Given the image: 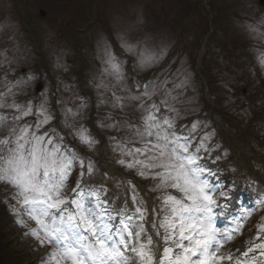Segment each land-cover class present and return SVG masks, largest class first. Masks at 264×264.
Masks as SVG:
<instances>
[{
	"label": "rangeland",
	"instance_id": "1",
	"mask_svg": "<svg viewBox=\"0 0 264 264\" xmlns=\"http://www.w3.org/2000/svg\"><path fill=\"white\" fill-rule=\"evenodd\" d=\"M26 27H30L35 42ZM124 44L131 46L132 51H127ZM106 50L120 63L122 81L112 74ZM262 55L264 4L260 5L259 0H0V94H5L2 98L7 104L27 106L30 102L34 107L32 115L19 121L14 120L19 115L14 109L0 108V115L7 117L0 137H7L13 126L18 129L27 124L35 131V107L47 98L46 107L53 120L39 129V134H52L55 129L58 135H53L62 152L74 151L85 162L91 159L96 168L89 176L86 168L74 163L63 194L69 198L74 195L71 189L78 178L84 188L103 185L107 192L102 191L101 198L114 209V224H118L117 214L122 209H127V215L134 210L132 191L126 183L132 181L148 208L145 235L153 237L152 248L159 257L162 237L156 236L152 223L156 222L158 228V218H162L160 197L164 192L177 197L181 194L171 188L153 191L155 181L141 178L135 169L117 163L122 156L114 150L116 144L126 142L131 135L124 122L139 124L143 113L135 106L137 102L125 100L123 108L113 107V92L127 96L139 94L137 91L142 92L145 85L149 90L154 86L155 95L147 103L160 107L158 117L174 118L173 130L178 135H188L192 123L199 122L191 151L195 152L204 133L211 134L206 142L208 150L199 152L200 165L212 173L206 172L204 178L209 181L233 176L246 184L247 194L262 195ZM142 57L153 59L141 65ZM21 69L24 71L20 74ZM29 77L32 79L28 80ZM17 81L27 83L17 86ZM38 84L41 88L36 92ZM9 87L11 94H7ZM162 100L176 111L170 112L160 103ZM66 109H71V113ZM65 121L72 127L65 126ZM81 127L97 141L91 149L74 135V129ZM0 155H7L6 149ZM128 174L134 176L133 180ZM17 191L13 185L0 181V206L12 220L7 237L24 253L26 262L50 264L49 254L54 245L47 241L41 245L27 234L28 229L37 226L27 216L20 199L14 198ZM219 191L222 190L219 188L216 195ZM225 199L221 198L224 202L219 203L228 211L232 203ZM257 213L264 214L262 207L243 219L241 233L224 244L222 253L235 241H250L252 234L258 235L256 226L264 223V217L257 220ZM222 214L224 226L229 225L228 220L234 221L231 216L226 217L225 211ZM18 220L24 223H17ZM159 231L163 233V229ZM261 242L264 240L254 243ZM258 253L259 250L256 256L263 259Z\"/></svg>",
	"mask_w": 264,
	"mask_h": 264
},
{
	"label": "snow or ice",
	"instance_id": "2",
	"mask_svg": "<svg viewBox=\"0 0 264 264\" xmlns=\"http://www.w3.org/2000/svg\"><path fill=\"white\" fill-rule=\"evenodd\" d=\"M123 47L132 51L127 44ZM106 56L112 74L117 81H122L120 63L110 50H106ZM152 59L142 57L140 63L145 65ZM259 62L264 65V55L259 58ZM26 83L17 81V86ZM155 92L154 86L149 90V86L145 85L139 94L119 96L113 92L112 95L113 107L123 108L127 100L137 102L135 106L143 113L139 124L124 122V127L131 135L126 142H117L114 150L122 156L117 163L127 169H135L141 178L155 181L153 191L171 188L181 194L177 197L164 192L160 197L162 218L158 228L156 222L152 223L156 236H161L159 229H163L164 247L159 257L152 248L153 237L145 235L148 208L145 201L138 197L132 181L126 183L132 191L130 198L134 210L131 215H127V209H122L117 214L118 224L113 223L116 219L114 209L101 198L102 191L107 192L103 185L84 188L78 178L76 186L71 189L74 195L69 198L63 194L74 163H78L81 169L86 168L89 176L95 173L96 168L91 159L85 162L74 151L71 154L62 152L53 135H58L55 129H52V134H39L38 130L53 120L46 107L47 98L35 107L38 117L35 131L27 124L18 129L13 126L8 129L7 137H0V152L7 151V155H0V181L18 190L14 198L20 199L27 216L35 222L37 227L28 229L27 234L35 237L41 245L45 241L54 245L49 254L50 264H133L134 261L135 264H157V259L158 264H224L225 261L229 264H256L255 255L251 260L248 257L249 253H256L257 250L259 256L264 257V242L251 243L247 251L242 253L244 260H234L231 253H222L224 244L241 233L242 220L247 219L251 212L245 210L241 217L236 218L232 229L221 230L216 227L214 208L223 207L219 200L225 198L226 193L219 191L216 195L221 186H212L204 178L206 172L209 175L212 173L199 163V152L201 149L208 150L206 142L210 140L211 134L204 133L200 143L195 146V152L191 151L193 133L197 131L199 122L192 123L188 135H178L173 130L174 118L158 117L160 107L154 102L147 103ZM11 93L12 88L9 87L7 94ZM4 95L0 94V108H11L19 113L14 120L19 121L33 114L34 107L30 102L27 106L15 102L7 104L2 98ZM160 103L168 107L170 112L176 111L167 106L166 101ZM66 112L71 113V109H66ZM6 122L7 117L0 115V128L6 127ZM65 126L72 127L67 121ZM100 126L112 128L116 125ZM74 135L89 149L97 143L82 127L74 129ZM136 142L139 146H136ZM129 144L132 146L129 147ZM217 159L220 157L217 156ZM83 175L81 171L80 176ZM104 175L108 177L107 172ZM258 203L264 206V194ZM13 211L16 209L13 208ZM17 223L24 222L18 220ZM256 227L259 238L264 240V223ZM128 252L132 255H128Z\"/></svg>",
	"mask_w": 264,
	"mask_h": 264
},
{
	"label": "trees",
	"instance_id": "3",
	"mask_svg": "<svg viewBox=\"0 0 264 264\" xmlns=\"http://www.w3.org/2000/svg\"><path fill=\"white\" fill-rule=\"evenodd\" d=\"M258 160V159H255ZM220 189L226 193V199H229V201L232 203L231 208L233 207L236 210H230V216L232 219L234 218V221L236 217H239V215H242L241 213L245 210L250 211L251 213H254L257 211V207H262L264 210V206H262L258 201L260 200L261 193L257 194L255 192H245V183L238 181L236 177H229V178H222L220 183ZM224 202V200H220ZM223 210H226L224 208L221 209V212ZM220 213V212H219ZM228 213V212H227ZM240 213V214H239ZM237 214H239L237 216ZM222 217V216H220ZM257 220L261 217H264V214L259 216L258 213L256 216H254ZM160 218H158V221ZM234 221L228 220V226L225 225L222 227L221 230H227L232 229L233 226H235ZM243 221V220H242ZM12 223L11 215L7 213L1 206H0V264H38L36 260H32L29 262L25 261L24 253L18 250V248L15 247L14 243L10 238L7 237L8 231L11 229L10 224ZM224 228V229H223ZM163 236V233H161V236H158L161 238ZM250 241L243 240V241H235L231 247H227L224 249V253L228 254L231 253L234 259H240L244 260L245 257L242 255L243 252L247 251L248 247L251 243L254 242H260L261 239L259 238V235L252 234ZM162 240V250L164 247V242ZM228 242V241H227ZM256 254L255 253H249L248 259L251 260L252 256ZM257 264H264V258L259 259L258 256H256V262ZM225 264H229L228 261H225Z\"/></svg>",
	"mask_w": 264,
	"mask_h": 264
},
{
	"label": "water",
	"instance_id": "4",
	"mask_svg": "<svg viewBox=\"0 0 264 264\" xmlns=\"http://www.w3.org/2000/svg\"><path fill=\"white\" fill-rule=\"evenodd\" d=\"M260 4H264V0H260ZM41 14L43 15V12H41ZM40 89V85H38L36 87V90L38 91Z\"/></svg>",
	"mask_w": 264,
	"mask_h": 264
}]
</instances>
